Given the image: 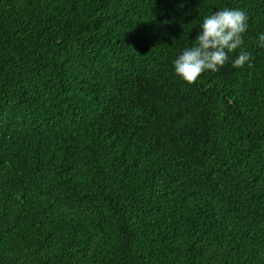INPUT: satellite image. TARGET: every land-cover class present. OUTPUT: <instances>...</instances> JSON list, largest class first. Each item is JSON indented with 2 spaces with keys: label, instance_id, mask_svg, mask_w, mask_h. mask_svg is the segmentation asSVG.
<instances>
[{
  "label": "trees",
  "instance_id": "trees-1",
  "mask_svg": "<svg viewBox=\"0 0 264 264\" xmlns=\"http://www.w3.org/2000/svg\"><path fill=\"white\" fill-rule=\"evenodd\" d=\"M249 17L242 68L173 61ZM264 0H0V264H264Z\"/></svg>",
  "mask_w": 264,
  "mask_h": 264
},
{
  "label": "clouds",
  "instance_id": "clouds-1",
  "mask_svg": "<svg viewBox=\"0 0 264 264\" xmlns=\"http://www.w3.org/2000/svg\"><path fill=\"white\" fill-rule=\"evenodd\" d=\"M248 15L238 8H223L203 17L195 43L185 48L173 61L174 72L183 81L193 84L206 71L217 72L229 61V54L240 49L232 59L233 68L250 65L252 54L241 48L242 34L248 27ZM264 47V33L258 37Z\"/></svg>",
  "mask_w": 264,
  "mask_h": 264
}]
</instances>
